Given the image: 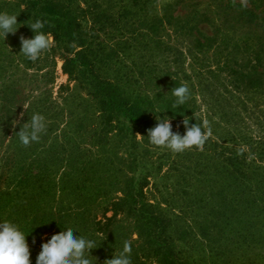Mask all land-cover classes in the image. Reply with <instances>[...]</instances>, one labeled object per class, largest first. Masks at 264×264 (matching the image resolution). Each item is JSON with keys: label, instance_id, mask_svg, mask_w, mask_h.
<instances>
[{"label": "trees", "instance_id": "trees-1", "mask_svg": "<svg viewBox=\"0 0 264 264\" xmlns=\"http://www.w3.org/2000/svg\"><path fill=\"white\" fill-rule=\"evenodd\" d=\"M224 1L218 14L216 5H210L212 34L205 36L198 25L208 20L206 12H193L188 20H179L171 14L172 4L157 6L155 0H99L84 9L75 0H16L15 4L0 0V40L11 36H17V43L25 40L27 47L22 54L30 65L32 55L41 49L50 68L57 58L67 82L59 88L68 90V84L73 83L87 98L82 101L89 104L95 118L88 132V146L95 150L92 158L73 151L72 138L84 124L83 119L75 118L77 123L71 131L73 118L69 114L61 140L53 138L62 160H49L46 166L34 159L25 168H17L19 174L13 178L17 208L26 202L29 206L26 219L19 220L10 234L9 240L23 249L12 264H78L77 247L70 237L75 221L80 238L91 240L98 235L95 238L103 249L112 252L116 248L117 253L124 251L118 239V230H123L119 224L124 223L138 246V250H130L128 258L136 257L139 264H185L176 248L183 239V229L144 194L145 162L148 150L160 144V139L185 142L189 136L202 133V122L195 114L190 91L187 101L186 89L177 79L154 82L151 93L139 90L135 77L120 73V41L109 44L106 39L119 32L152 38L167 27L182 30L188 26V55L211 52L214 56L216 70L208 72L210 76L226 70L236 88L251 86L263 91L264 0ZM236 33L238 37L232 41L230 34ZM14 51L22 57L20 50ZM237 51L250 63L246 70L245 64L236 69L229 65ZM198 75L194 72L195 78ZM194 141L215 150L208 138ZM8 163L4 161L1 169L8 172ZM54 164L62 165L58 184L52 182ZM223 166L228 185L240 188L238 204L246 216L252 206L257 208V212L249 213L252 236L264 244V166L247 165L240 151L227 153ZM52 189L69 198L66 209L61 213L50 208L40 212L37 208L44 197L52 195ZM245 194L251 199L250 205L246 198L241 199ZM2 201L7 206L15 205L12 198ZM95 203L101 211L98 220L88 216ZM247 235L242 233L243 242L248 241ZM124 263L130 260L123 259Z\"/></svg>", "mask_w": 264, "mask_h": 264}, {"label": "rangeland", "instance_id": "rangeland-1", "mask_svg": "<svg viewBox=\"0 0 264 264\" xmlns=\"http://www.w3.org/2000/svg\"><path fill=\"white\" fill-rule=\"evenodd\" d=\"M4 1L15 4L16 0ZM75 1L84 9L86 4L99 0ZM222 2L155 0L157 6L172 4L171 14L179 20H188L193 12H206L208 20L204 19L198 25V30L205 36L212 34L210 5H216L218 14L225 3ZM242 30L247 29L243 27ZM238 33L230 34V39L233 41ZM15 37L0 40V264H12L13 258L23 252L9 240L18 221L28 215L27 202L17 208L16 188L13 187V178L19 174L17 168H25L34 159L46 166L49 160H62L53 138L61 140L69 114L73 118L69 126L71 131L77 123L75 118L83 119L84 124L83 130L72 138L73 151L88 159L95 151L88 146V132L95 118L89 104L82 101L87 98L73 83L68 84V90L59 88L67 83L60 70L61 62L55 58L54 66L50 68L42 49L32 55V65L27 63L22 54L27 42L22 39L17 43ZM106 42L121 43L117 60L120 73L135 77L142 92L151 93L155 89L154 82L161 84L165 78L177 79L186 89L187 101L190 91L195 114L202 122L200 135L189 136L181 143L160 139L161 143L146 154L145 170L148 171L144 194L149 202L166 210L183 229V239L176 245L180 258L185 264H264V244L252 236L254 226L252 217L249 218V213L257 212V208L252 206L246 216L243 206L238 204L240 188L229 186L223 176V157L232 151H240L249 166H264V160H260L261 155L264 157V89L236 88L226 70L210 76L208 72L216 70L214 56L211 52L188 55V26L182 30L167 27L152 38L119 32ZM16 48L22 57L14 54ZM232 57L229 62L232 68L245 64L246 70L250 66L241 51ZM194 72L199 73L196 78ZM195 138H208L215 150L195 142ZM8 160L10 169L7 172L1 169V164ZM61 168L62 165L54 164L51 169L54 184H58ZM51 192L52 195L44 197L37 210L43 212L50 208L54 213H61L69 198L62 192L53 189ZM9 198L15 201L13 207L2 201ZM244 198L250 199L246 194L241 197ZM16 208L21 211L17 212ZM98 208L96 203L92 205L88 216L98 220L101 212ZM75 223H71L70 237L77 247L78 264H123V259L130 260L129 264L140 263L136 257L128 258L130 250H138V246L133 242L135 236L129 234L124 223L119 224L123 230H118V239L126 253H117L116 248L112 252L103 249L96 239L98 235L91 240L80 238ZM243 232L248 234L247 242L241 238Z\"/></svg>", "mask_w": 264, "mask_h": 264}]
</instances>
